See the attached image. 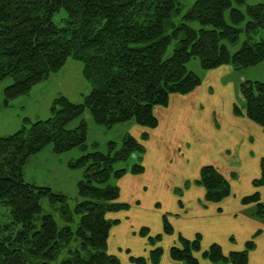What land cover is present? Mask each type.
<instances>
[{"label": "trees", "instance_id": "obj_1", "mask_svg": "<svg viewBox=\"0 0 264 264\" xmlns=\"http://www.w3.org/2000/svg\"><path fill=\"white\" fill-rule=\"evenodd\" d=\"M186 5L183 0H0V81L12 78L3 89L0 107L26 94L68 57L82 62V73L90 83L82 102L59 95L49 117L26 118L18 130L0 136V264H57L62 253L58 264H121L107 251L110 228L118 220L106 214L129 205L118 201L120 188L110 180L144 171L141 140L148 135L143 133L139 140L126 133L120 145L110 140L106 151H89L86 121L81 118L72 128L68 124L88 108L95 123L106 128L129 120L154 128L155 106H167L170 94H188L202 83L187 67L191 59L198 58L204 70L222 64L239 70L264 60V0H193L182 12ZM61 9L66 16L59 25L53 16ZM191 21L200 26L192 27ZM241 34L244 39L231 52L228 45L237 44ZM170 44L171 52L166 54ZM239 91L244 104L242 109L234 104L233 113L264 127V82L242 80ZM47 145L55 154L81 150L67 161L68 167L83 169L80 200L71 208L64 193L23 177L29 156ZM133 152L139 154L137 162L115 168ZM196 183L204 188L207 202H220L231 194L229 179L210 164L200 167ZM251 184L255 190L240 201L255 203L254 215L264 217L257 190L264 185V157L260 175ZM43 196L58 210L63 225L49 213L40 214ZM178 204L183 206L181 199ZM75 214L79 219L73 228ZM172 232L167 214L162 213V233ZM162 233L151 235L147 226H141L137 234L152 248L147 256L129 254V259L135 264H159L162 247L155 244ZM258 233L242 249L226 254L220 244L211 243L201 257L210 264H247ZM200 243L199 233L191 239L178 234L169 255L180 264H200L194 255L201 250Z\"/></svg>", "mask_w": 264, "mask_h": 264}, {"label": "rangeland", "instance_id": "obj_2", "mask_svg": "<svg viewBox=\"0 0 264 264\" xmlns=\"http://www.w3.org/2000/svg\"><path fill=\"white\" fill-rule=\"evenodd\" d=\"M183 1L187 5L183 8L182 12H184L189 7V4L192 3L193 0ZM246 1L249 3H255L261 0ZM65 16L66 12L61 9L54 14L53 21L61 25L63 23L62 18ZM178 17L180 16H177L176 19H178ZM225 17L228 20L227 13H225ZM189 24L194 28H198L200 26L198 21H191L189 22ZM244 37L245 35L241 34L239 42L237 44L228 45L229 50L232 52L236 48H238ZM171 49L172 44L168 46L166 54H169L171 52ZM187 67L201 77L202 83L188 94H170L167 106H155L154 114L158 119V124L156 127L149 128L142 126L143 128H141V125L136 124L133 120H129L126 122L117 123L111 128H106L95 123L88 108L83 111L80 118L72 120L68 124V127L72 128L76 126L79 119L81 118L86 121V144L87 150L89 151L94 149L106 151V144L110 140L115 141L117 145H120L122 137L126 133H130L139 140L143 133H147V139L141 140L142 144L145 147V152L148 156L147 161H145L146 169L148 168L147 162L149 160L154 161V158H158L157 152H159V150L161 153L159 154V159L161 160L163 166H167L168 168L178 166V161L182 162L186 155L195 154L192 161L190 162L193 165L185 166V172L179 173L175 178L178 182L182 183L179 187H174V191L176 194H178L183 189L187 190V187L191 186L193 183L199 185L196 182L199 177L200 167L206 164L213 165L214 163H210L209 160L214 156V152L216 151L217 154L223 149L225 152L226 148L229 147V144H227V147L226 143L225 148L223 149L218 148L219 146H215L216 143H218L219 145V142H221V140L219 141V136L223 135L221 134L222 132L225 135L228 128H234L232 124L223 123L222 118L227 120L228 118L233 117L245 120V124H243L240 121L235 123L228 119L235 125L242 124L244 126V130L238 129V133H240L245 139V143L249 141L248 139L250 138V134L252 135L253 132H255V128L259 130L263 129L264 131L263 126L255 123L248 117H245V115L239 116L233 113L234 104H237L241 109L244 104L243 98L239 91V83L245 79L259 80L264 82V60L256 65L239 70L234 69L229 64H222L215 69L204 70L200 67L198 58H193L187 63ZM11 82L12 78L10 76H7L0 81L1 104L4 98L3 89ZM89 90L90 83L82 73V62L75 58L68 57L64 64L58 70L51 72L46 78L33 85L26 94L19 95L11 100L9 102V105H2L0 107V136L7 135L18 130L26 118L30 119L31 121H35L37 119H44L49 117L51 113L50 107L55 97L64 95L70 101L78 103L82 102L84 95H86ZM223 110L224 113L222 112ZM253 137L255 138V135H253ZM250 143L253 145L256 144L254 140H250ZM227 153L230 154L228 151ZM80 154L81 150L78 148H72L63 153L55 154L52 152L51 146L47 145L40 152L29 156L26 164L22 169L23 177L28 182L40 186H48L54 191L64 193L67 196V202L69 207L71 208L76 204L78 200H80V197L78 195V182L83 177V169L70 168L67 166V161L78 157ZM138 156L139 154L137 152H133L127 157L126 160L116 162L114 166L115 168H128L133 163L137 162ZM263 157L264 156H262L260 159L258 158L259 174H257L253 179L257 178L260 175L261 159ZM246 159L247 158L245 156V161ZM197 162L200 163V167L197 166ZM217 168H219L218 165ZM229 170L230 169L225 171L222 169V172L227 173V175H225V173L224 175L229 179L231 184V180H238L239 175L235 172H229ZM123 176L117 181L114 178H111L110 180L111 183L116 182L121 190V193H119L120 196L118 198V201L125 202L129 206H131L130 203H139L136 200H132L135 197H132L133 193L129 192L130 186H132V181L130 179L131 177ZM253 179H251L250 181H252ZM171 182H173L172 177L168 180V183ZM260 187L258 188L260 189ZM259 189L257 190L259 191ZM182 195L177 196V198L179 199L180 196L181 198H183ZM150 197L151 196L149 195V199ZM141 199L144 200L145 198L141 197ZM40 203L42 208L40 214L49 213L53 215L58 225L64 224L58 210H56L54 205L49 203L48 199L45 196L41 197ZM153 203V205L155 206L154 208L157 209V213L161 212L163 205L170 207V203L167 205L162 204V206L155 200L153 201ZM198 203L203 209H206L209 206H214L213 204H217L219 202H207L202 197V199ZM185 204L191 213L196 212L193 210L192 204L190 202L187 201L185 202ZM247 205H251L250 208L246 209L249 210L247 212L249 217L252 218L253 216V218L259 219L261 221L263 220L264 222V217H256L254 215V212L256 211L255 203L244 204L240 201L241 207H245ZM196 209L200 212L201 210H203L198 206L196 207ZM220 211L221 209L220 207H218L217 212L220 213ZM162 212L166 213L167 215L169 214L165 211ZM125 214L127 215V217L129 214L131 215V210L129 211V207L122 210L120 209L119 211L115 212H108L106 214V217L110 220L117 218L125 220L127 218ZM145 215L147 217H150L152 224H156L158 222L157 216L149 213ZM131 216L133 217V215ZM159 217L162 222L160 214ZM78 219L79 215L75 214L73 216V221L71 222V226L73 228L76 227ZM132 225L133 227H137L136 223H133ZM118 228L119 225L115 224H113L110 228V237L108 238L107 251L108 253L115 254L120 263L123 264L121 257H119L121 252L123 251L120 249V246L122 244H118L119 240L116 237L119 231ZM114 229H117V231L114 232ZM255 232H257V230ZM156 233L159 232H154L151 235H155ZM197 233L201 235L200 232ZM259 234L260 230L257 235ZM130 236L133 237V235ZM250 238L251 237H249V239ZM158 242L159 241H157L155 245H158ZM124 252L126 253V255L130 254L127 250ZM199 252L201 253V250H199L198 252H194V255L198 258V260L200 256ZM64 256L65 253H62L56 263L58 264V261ZM128 261L132 264H135L130 259H128Z\"/></svg>", "mask_w": 264, "mask_h": 264}, {"label": "crops", "instance_id": "obj_3", "mask_svg": "<svg viewBox=\"0 0 264 264\" xmlns=\"http://www.w3.org/2000/svg\"><path fill=\"white\" fill-rule=\"evenodd\" d=\"M222 112L224 113V110ZM228 119L235 123L240 121L245 124L244 119L233 117ZM228 119L222 118L223 123L232 124L234 128H228L225 135L221 131V134H223L219 136V141L221 140V142H219V145L216 143L215 146H219L218 148L223 149L226 143V145L229 144V147L227 145L228 148H226L225 152L224 149L217 154L215 151L214 156L209 162L214 163L213 165H215L216 168L218 165L220 169H217H219L223 175L225 172H222V169L225 171L230 169L229 172H235L239 177L237 175L238 180H231V194L221 200V202L213 204L214 206H209V209H203L198 203L202 197L204 198L205 190L202 186L193 183L191 186L187 187V190L183 189L178 194L174 191V187H179L182 183L178 182L175 178L179 173L185 172V166L193 165L190 162L195 154L186 155L184 160L181 159L182 162L178 161V166L168 168L161 163L159 159V154L161 153L159 150V152H157L158 158H154V161L149 160L147 162L148 168L146 169L145 161H147L148 156L145 152L142 161L145 172L143 171V173L140 174L127 173L123 176L131 177L132 186H130L129 192H132V197H135L132 200L139 202L130 203L131 206H129V211L131 210V215H133V217L130 214L131 217L129 215L127 217L125 214L127 217L125 220L117 218L118 221L115 223V225H119V231L116 237L119 240L118 244H122L121 246H123H120V249L123 251L120 256L118 255L121 257L123 264H132L128 261V255L124 252L126 250L135 256L148 255L152 247L145 237L137 234V231L141 226H147L150 234L154 232L162 233V222L159 217L160 214L162 219V211L169 213L167 217L173 227V232L171 234L162 233V238L158 242V245L162 247L160 264H180L169 255V247L177 243L178 234L191 239L197 232H200L202 235L200 243L201 251L206 249L211 243L216 242L221 245L222 251L227 253L231 250L242 249L245 241L248 240L256 230H260V234L255 236V246L249 251L247 264H264V222L263 220L261 221L253 218V216L252 218L249 217L247 213L249 210L246 209L250 208L251 205L245 207L240 206V198L244 196V194L247 195L255 190V188L250 185V180L259 174L258 158L260 159L264 156V131L263 129L259 130L255 128V132H253L252 135L250 134L249 141L245 143V139L238 133V129L244 130V126L242 124L235 125ZM140 127L143 128L142 126ZM253 135H255V138ZM250 140H254L256 144H251ZM227 151L230 154H228ZM245 156L247 158L246 161ZM197 164V166H201L199 162H197ZM225 175H227V173H225ZM171 177L173 182L168 183ZM259 191L261 200L264 202V186L260 187ZM149 195L151 196L150 199ZM179 195H182L183 198L180 196L178 199L177 196ZM139 196L145 199L142 200ZM180 199L183 202V207L178 204V200ZM154 200L159 202L161 206L162 204L167 205L170 203V207L163 205L161 212L157 213V209L154 208L155 206L153 205ZM187 201L192 204V208L196 212L191 213L189 211L185 204ZM196 205L203 210L200 209L201 212L198 211ZM218 207L221 209L220 213L217 212ZM147 213L157 216L158 222L152 224L150 217L145 215ZM133 223H136L137 227H133ZM116 231L117 229H114V232ZM130 235H133V237ZM230 236H233L234 239L230 240ZM199 260L200 264H210L207 259L201 257V253Z\"/></svg>", "mask_w": 264, "mask_h": 264}]
</instances>
